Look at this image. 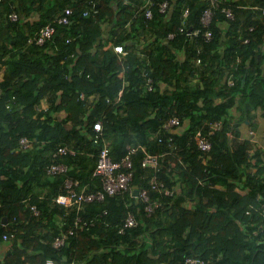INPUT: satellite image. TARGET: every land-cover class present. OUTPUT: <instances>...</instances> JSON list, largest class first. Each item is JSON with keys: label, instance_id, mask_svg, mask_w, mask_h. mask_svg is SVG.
<instances>
[{"label": "trees", "instance_id": "trees-1", "mask_svg": "<svg viewBox=\"0 0 264 264\" xmlns=\"http://www.w3.org/2000/svg\"><path fill=\"white\" fill-rule=\"evenodd\" d=\"M161 1L153 0L154 16L147 19L138 9L145 0H98L100 12L85 17V0H0V264H48L49 258L53 264H186L189 257L203 264H264V148L257 140L264 123V16L254 7H264V0L250 7L220 0L210 39L201 21L210 0H169L166 12L158 9ZM183 6L190 9L188 28L199 29L197 40L186 33L167 40L179 32ZM67 7L72 22L59 23ZM47 25L55 31L40 43L36 37ZM142 40L149 63L137 55ZM110 42L129 49L125 59ZM197 56L200 68L191 61ZM147 76L154 78L152 91L145 88ZM120 89V105L108 104ZM81 92L95 95L94 106L71 97ZM94 110L106 113L104 136L114 158L127 144L162 154L157 178L176 190L172 196L151 191L161 201L152 216L132 195H108L79 211L55 201L67 177L90 182L88 191L101 187L95 166L85 173L71 167L78 155L53 156L70 142L97 146L84 138L94 133ZM173 114L182 128L169 141L162 122ZM208 121L221 126L203 151L194 136L198 128L208 130ZM22 137L31 147L19 149ZM143 156L139 149L134 158L138 187L148 186L154 173L141 165ZM52 162L70 166L49 174ZM104 209L107 215L93 224L74 223L78 214L87 220ZM128 210L139 224L119 233ZM60 234L66 241L56 248Z\"/></svg>", "mask_w": 264, "mask_h": 264}, {"label": "built area", "instance_id": "built-area-1", "mask_svg": "<svg viewBox=\"0 0 264 264\" xmlns=\"http://www.w3.org/2000/svg\"><path fill=\"white\" fill-rule=\"evenodd\" d=\"M128 2L130 0H124ZM87 2V8L84 10L82 16H88L93 12L94 16L100 12L98 8V0H85ZM153 0H145V2L138 7L139 10L144 11L145 17L147 19H152L154 16L153 11ZM170 1L162 0L158 4V9L160 12H166L169 8ZM220 5V0H210L209 6L205 9L201 21L203 27L205 28L204 35L207 39H210L213 36L210 25L214 18V9ZM257 9L261 10V15H264V7L254 6ZM222 11L225 12L228 21L235 19V13L229 6H223ZM74 13L73 8L67 7L64 12L59 15L57 18L59 23L70 24L72 22L71 16ZM190 13L189 6H183L182 9V19L179 32L171 31L167 34V40H173L178 34L186 33L188 37L192 40H197V35L199 29L193 30L188 28V15ZM13 19L17 18V14H11ZM250 30H253L254 27L250 26ZM55 31L54 25H47L39 31V35L36 37V40L40 43L44 42L47 37H50ZM249 38H244V42H248ZM143 44L139 47L137 55L142 57L146 63H149V55L142 49ZM108 48H111L120 59L126 58L129 53V49L123 44H115L110 42L107 45ZM106 47V48H107ZM184 51V49L182 50ZM200 50H198V53ZM191 61L196 66V68L202 67V59L200 57H192ZM238 61V60H237ZM234 66V65H233ZM199 72H196V75H199ZM228 82L230 85L235 84V81L232 77V74L228 77ZM154 78L152 76H147L145 80V88L148 91L154 90ZM123 95V89H120L118 95L115 99L107 98V102L110 105L119 106L121 103V97ZM76 100H86L89 107L94 106V95H86L84 92L77 93L72 95ZM106 113H99L98 117L92 123V128L94 133L91 138L95 144L98 146L97 160L93 175H95L100 180L101 187L94 189L93 191H88L85 187L81 189L80 182L77 179L66 178L63 186V192H60L56 197L55 201L59 204L65 206H72L79 210H83L85 203L93 201H104L108 195H118L122 198H125L126 195H132L131 197H137L142 202L145 203L144 210L148 216H152L158 207L161 205L160 197L157 195L155 198L151 197V191H155L158 194L172 196L175 194V187H169L165 181L158 179L156 172L163 167L162 154H155L147 151V149L142 145L127 144L126 153L120 158L116 159L111 154V148L104 136V118ZM182 120L178 114H173L162 122V130L167 135L168 140H173V134L178 132L182 127ZM208 130H205L203 127L198 128L195 131L194 139L198 144V148L203 151H208L212 148V135L220 129L221 121H208ZM250 135L255 136V131L250 129ZM163 135H158L157 141L161 142L163 140ZM155 134L151 136L154 138ZM32 141L27 137H22L19 143V149H26L31 147ZM139 149H142L144 156L141 159V165L143 167L152 168L153 175L148 180V186L138 187L132 183L134 180V158ZM75 148L71 143L59 146L56 150L53 151V156L58 158L60 155L74 154ZM47 171L49 174H59L65 173L69 169V165L64 162H52L47 165ZM78 188V189H77ZM138 189V194L134 193V190ZM129 203V202H128ZM130 204V203H129ZM128 204V205H129ZM31 209L35 214H39L40 210L37 205H31ZM257 209H261L260 207ZM250 212V210H248ZM108 213L107 209H104L99 215L91 219H84L81 215H76L74 218V223L79 226H84L89 223L94 222V220L103 218ZM111 224V222H108ZM139 224V221L136 217V214L132 210H128L126 216L123 219V226L118 228L119 233H124L127 228L136 227ZM70 233H72L71 229ZM257 232V231H256ZM66 241V234L58 235L53 241V245L56 248H60ZM48 264H53L54 261L49 258L47 259ZM204 260L201 257H189L186 259V264H203Z\"/></svg>", "mask_w": 264, "mask_h": 264}, {"label": "crops", "instance_id": "crops-1", "mask_svg": "<svg viewBox=\"0 0 264 264\" xmlns=\"http://www.w3.org/2000/svg\"><path fill=\"white\" fill-rule=\"evenodd\" d=\"M243 3H245L247 5L246 7H250V6H253V5H259L260 4L259 3V0H244ZM263 16L264 15H261L260 14L259 18H262ZM143 43H144V41H143ZM59 112H60V115L61 116H64L65 115L66 112H65L64 104H62V105L60 104V110H59ZM77 113H78V110H77ZM88 113L90 114V112H88ZM93 113L98 116L100 112L97 111V110H94ZM259 123H260L259 124V128L257 130V131H259V134L257 133L258 134L257 140L259 139V145L258 146L261 147V148L262 147L264 148V145H263L264 144V123H263L262 119H261V121ZM241 126H242V129H243V132H246L247 133V130H246V127L247 126L245 124H242ZM246 133H245V135H246ZM84 134H87V133H85V131H84ZM84 138L86 140H90V141L92 140L91 136L88 135V134L85 135ZM70 143L75 148V153L72 154V155H75V156L78 155L79 156L78 158H76V160H75L74 163L73 162L71 163V167L72 168L77 167L76 168L77 169V173H80V172H83V173L88 172L93 166L96 165V160H97L96 150H98V146L90 145V146H88V148L85 147V146H82V147L77 148V147L74 146L73 142H70ZM84 176H85V174H84ZM77 180L79 181L81 179L78 178ZM82 187H85L88 190V188L90 187V182H87V181L85 182L82 179L81 182H80L79 188L81 189ZM135 199L138 200L137 197Z\"/></svg>", "mask_w": 264, "mask_h": 264}, {"label": "water", "instance_id": "water-1", "mask_svg": "<svg viewBox=\"0 0 264 264\" xmlns=\"http://www.w3.org/2000/svg\"><path fill=\"white\" fill-rule=\"evenodd\" d=\"M134 193H135V194H138V189H135V190H134ZM4 219L6 220L7 218L5 217Z\"/></svg>", "mask_w": 264, "mask_h": 264}, {"label": "clouds", "instance_id": "clouds-1", "mask_svg": "<svg viewBox=\"0 0 264 264\" xmlns=\"http://www.w3.org/2000/svg\"><path fill=\"white\" fill-rule=\"evenodd\" d=\"M91 95H93V94H91ZM95 96V95H94ZM96 98V97H95ZM62 205V204H61ZM65 206V205H64ZM66 207H68V206H66Z\"/></svg>", "mask_w": 264, "mask_h": 264}, {"label": "rangeland", "instance_id": "rangeland-1", "mask_svg": "<svg viewBox=\"0 0 264 264\" xmlns=\"http://www.w3.org/2000/svg\"><path fill=\"white\" fill-rule=\"evenodd\" d=\"M61 102V105L63 104V102L62 101H60Z\"/></svg>", "mask_w": 264, "mask_h": 264}]
</instances>
